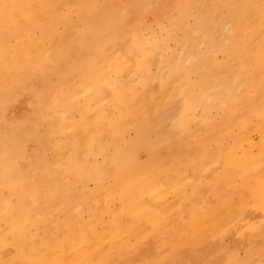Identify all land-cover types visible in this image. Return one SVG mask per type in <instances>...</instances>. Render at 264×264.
Returning <instances> with one entry per match:
<instances>
[{
  "label": "bare ground",
  "instance_id": "obj_1",
  "mask_svg": "<svg viewBox=\"0 0 264 264\" xmlns=\"http://www.w3.org/2000/svg\"><path fill=\"white\" fill-rule=\"evenodd\" d=\"M49 1L51 5L37 0H0V104H6L1 100V96L9 85L27 86L30 93L38 94L35 87L36 79L44 76L48 80L56 102L55 106L65 111L63 124L70 126L75 134L70 140L76 150L61 152L56 165L65 167L67 173L76 176L96 175L95 178L102 184L101 187L105 186L108 189L105 193L101 192V197L105 196L108 199L118 194L121 198L123 215H112L115 230L111 240L113 244L115 243L117 248H121L120 245L118 247V243L133 246L135 254L140 249L148 250L150 247L159 251L169 249L171 263L178 264L180 262L177 260L178 253L184 246L192 245L193 251H211L218 254V246H210L207 235L215 238L213 244H225L219 233L220 230L227 228L222 219L223 216H227L242 220L240 227L233 226L235 230L232 237L235 239L240 237L241 244L247 246V249L245 256L239 258L235 248H240L241 245L226 244V257L224 256L226 259L217 260V264H263L258 257L264 255V93L260 95L259 102L251 106V101L238 99L233 94L226 93L224 88L218 90V85L216 91L210 95L209 103L203 94L195 96V91L189 89L191 97L186 100L188 108L193 104H205V120L211 126L209 130L212 134L211 140L216 143L234 138V141L223 149L228 158L217 159L211 164L215 169L228 174L224 173L226 176L223 180L220 176L214 177L207 181L208 185H202L198 173L202 169L201 166L195 164L192 167L197 182L190 195L186 192L181 193L187 197V205L179 203V208L173 209L175 211L173 216L183 212L185 207L186 210L191 207L194 214L188 223L186 222V227L181 222L177 229L169 230L168 227L173 225V219L169 220L170 203L166 200V194L171 192L175 183L179 184L184 180L186 160L173 152H167L170 151L168 144L174 133L171 131L166 137L158 130L157 124L152 122L151 116L156 112L151 109V104L159 98L164 100L167 92H178L184 98L188 93L185 83L180 85V82H176L167 91L165 89L168 82H163L158 77L162 89L154 90L149 85L147 76V66L152 54L144 48L145 42L133 36L131 31L124 33L127 39L123 42L110 46L102 44L104 41L101 39V46L93 47L91 54L78 53L79 45L86 47L84 39L92 45L97 34L100 31L103 33L109 25L101 21L96 34L90 39L85 37L87 29L83 30V35L78 33L76 36L74 32L72 33L71 27L59 32L57 31L59 19L56 18L57 3H63V6L75 3L80 10H83L82 7L86 3L83 0ZM183 8L180 4L179 11L182 12ZM87 11L89 12V8ZM88 12L82 14L83 19L88 18ZM5 29L8 30V34H5ZM259 48L262 50L261 46ZM261 50L257 48L251 59L257 61L264 58ZM112 73L117 76L111 78ZM263 73V70H259L254 79L242 83L246 87H248L246 83L257 86L262 84L264 87ZM81 100L84 102L81 103ZM229 102L237 105L229 108ZM242 107L246 113L241 114ZM250 107L253 110L247 112ZM193 108L194 106L191 109ZM213 108L220 109L226 116L221 123L225 126L224 129L222 127V132H219L215 118L210 115ZM78 109H81V116L79 120H75L73 113ZM108 109L117 112V115H110ZM14 115L15 119L21 118V111L15 112ZM253 122L258 124L257 130L262 131L261 141L250 148L237 143L233 129L235 124L247 131ZM192 128L190 126L185 130ZM128 130H133L134 135L129 136ZM188 132L197 135L196 131ZM79 134L83 135L86 141L83 149L89 154L101 151L105 157L102 162L93 165L79 162L76 155L81 147L77 138ZM110 138L111 142L118 141L112 144L114 149L109 156L106 146L111 144ZM141 147H146L150 154L144 163L136 158ZM203 148L208 151V144L204 143ZM6 153L8 150L4 154ZM205 157L209 159L213 156L206 154ZM11 168L14 169L9 159L6 162L2 161L0 216L6 225L4 228L0 227V246L11 244L16 247L15 255L22 256L23 263L36 264L31 250L22 241L19 233L26 234L31 224L46 221L53 210L62 211L66 201L56 194L57 183H53V177L48 175L49 166L34 163L31 167H20L18 170L15 169L16 178L13 177ZM107 178H112L109 187L106 183ZM224 180L229 181V187ZM46 181L50 184L45 185ZM4 188L12 194H17L18 199L13 201L3 197ZM195 194L199 195L200 200L192 196ZM223 195L231 198L232 206ZM81 200L86 211L93 210V205L92 208L87 205L85 198ZM104 204L101 202V210L105 208ZM99 206L97 204V208ZM232 208L238 210V216H232ZM33 216H37L39 220L36 217L32 220ZM58 216L56 242L68 240L70 248L76 252L80 249V244L77 243L78 236L64 231L65 222L69 218L63 216L61 212ZM94 218L96 220L95 215L89 216V223L92 226L95 224ZM141 223L146 224L141 228ZM78 233L84 234L82 227ZM132 241H135V244L131 243ZM149 244L151 246L147 248ZM258 247L255 253L254 249ZM77 252L82 253L81 250ZM59 253V250H52L50 254H39V257L42 260L53 257L51 264H66L64 258L67 255L71 259L75 256V253L68 254L63 250L61 254ZM109 256L110 253L106 257ZM146 259L150 264L155 263L147 257ZM137 260L141 262L140 258ZM163 263L156 261V264ZM82 264L93 262L90 259V262ZM209 264H212L211 261Z\"/></svg>",
  "mask_w": 264,
  "mask_h": 264
},
{
  "label": "rangeland",
  "instance_id": "obj_2",
  "mask_svg": "<svg viewBox=\"0 0 264 264\" xmlns=\"http://www.w3.org/2000/svg\"><path fill=\"white\" fill-rule=\"evenodd\" d=\"M83 1L86 3L82 7L83 10H80L75 3H70L67 6L57 3L56 18L59 19L57 31L64 32L66 28L71 27L72 33L74 32L76 36L87 29L85 37L90 39L92 35L96 34V29L101 21L109 26L103 33L100 31L97 34L92 45L84 39L86 47L79 45L78 53L88 52L91 54L93 47L101 46V39L104 41L102 44H110V46L123 42L127 39L124 33L131 31L133 36L145 42L144 48L152 54L151 61L147 66V76L149 85L154 90L162 89L161 83L158 82L159 78L163 82H168L165 89L167 91L176 82H180V85L185 83L186 92H188L186 96L183 98V95L178 92L165 93L164 100L159 98L151 104V109L156 112L151 117L152 122L157 124L158 130L166 137H168L167 133L171 131L174 133L168 144L170 151L167 152H173L176 156H182L184 161L186 160L184 180L179 184L175 183L171 192L166 194V200L170 203L168 214L171 213V216L169 220L173 219V225L168 227L169 230L177 229L181 222L186 227L194 214L192 208L186 210L185 207V210L176 216H173L175 212L173 209H178L179 203H182L183 206L187 205V197L181 193L186 192L190 195L197 182L192 167L195 164L201 166L202 169L198 173L202 185H208L207 181L214 177L219 178L220 176L223 180L226 172L215 169L211 164L217 159L228 158L223 149L225 150L234 141V138H228L214 143L210 137L212 136L209 131L211 126L205 120V104H193L194 108L191 109L192 107L188 108L186 100L188 101L191 97L190 90H194L195 96L203 94L209 103L210 95L216 91V85H218V90L224 88L226 93L233 94L238 99L251 101V106L259 102L260 95L264 93L262 84L257 86V84L246 83L248 86L246 87L242 82L254 79L259 70L264 72V58L257 61L251 59L257 48L261 50L259 46L264 50V0ZM37 2L51 5L49 0H37ZM54 3H52V7ZM115 3L116 5H114ZM180 4L184 7L182 12L179 11ZM87 8H89V12ZM84 12L89 13L86 20L82 17ZM88 26L90 28H87ZM5 34H8L7 29H5ZM80 43L83 44L81 41ZM80 50L81 52H79ZM262 50L261 52L264 53ZM116 76L115 73H112L111 78ZM263 77L264 73L262 80ZM35 87L38 94L30 93L27 86L9 85V88L1 96V100L6 104H0V167L2 161L6 162L9 159V163L14 167V169L11 168L12 175L16 178L15 169L18 170L20 167H31L34 163L49 166L48 175L53 177V183H57L55 184L56 194L66 201L62 211L53 210L45 219L46 221L41 220L36 224H31L26 234L19 233L22 241L31 250L34 263L51 264L53 257L42 260L39 254H50L52 250H59V254H61L63 250L68 254L75 253L73 259L69 255L64 258L66 264H82L90 262V259L93 264H150L146 257L155 262L153 264H156V261L172 264L169 249L159 251L150 247L151 244H149L148 250L140 249L135 254L133 246L118 243V247L120 245L121 248H117V245L113 244L111 240L115 230H113L112 215H123L121 198L118 194H114L108 199L105 196L101 197V192L105 193L108 189L105 186L101 187L102 184L96 180V175L94 177L76 176L67 173L65 167L56 165L61 152L76 150L70 140L75 134L70 126H64L65 111L55 106L56 102L50 91L48 80L44 76H39L35 81ZM259 88L261 89L260 94ZM82 102L84 101L81 100ZM236 105L228 103L229 108ZM108 110L110 115H117V112ZM250 110L253 109L250 107L247 112ZM17 111H21V118L15 119L14 113ZM243 113H246L244 108L241 114ZM73 115L75 120H79L81 109L76 110ZM210 115L215 118L219 132H222L225 126L221 123L226 119L224 113L220 109L213 108ZM235 120L236 118H234ZM190 126L193 128L185 130ZM256 126L258 124L253 122L250 128L245 131V128L235 124L233 127L235 141L249 148L251 145H257L261 141L262 131L257 130ZM188 131H196L197 135ZM128 134L133 136L134 131L130 130ZM77 138L81 147L79 151L77 150L76 155L81 164L93 165L104 160L105 157L101 151L89 154L87 150L83 149L86 142L83 135L79 134ZM109 142L111 144H107L106 150L110 156L114 149L112 144L115 142H111V138ZM204 143L208 144V151L203 148ZM7 150L8 153L4 154ZM206 154L213 157L206 159ZM149 156L146 147H141L136 158L139 162L144 163ZM224 181L229 187V181ZM109 182L112 183V178L106 179L108 187ZM47 184L50 183L46 181L45 185ZM2 195L9 200L16 201L18 199V195L10 193L7 188H4ZM192 196L200 200L198 194ZM83 198L91 208L93 205L92 211H86L83 208L81 204ZM223 198L232 206L230 197L223 195ZM101 202L105 203L103 210H101ZM97 204L100 205L98 208ZM234 209L232 208V216H238V207L236 210ZM60 212L69 218L65 222L64 231L78 236L77 243L80 244V249H77L76 252L70 248L68 240L62 239L56 242L57 219ZM90 215L96 216V220L93 219L94 226L89 223ZM35 217L37 218V216H33L31 219L33 220ZM222 219L227 228L220 230L219 236L225 241V244H213L215 238L207 235L208 241L211 243L210 246H218V254L211 251H193L192 245L191 247L184 246L178 253L177 260L180 261L178 264H209L210 261L212 264H217V260L226 259V244L233 246L240 244V248H235L238 257L245 256L247 246L241 244L240 237L236 239L232 237L233 230L240 227L242 220L227 216H223ZM145 224L141 223L140 227H144ZM5 225L6 222L0 216V227L4 228ZM80 227L83 228L84 234L78 233ZM95 237L102 238V240L97 241ZM131 243L135 244V241ZM54 247L58 249H53ZM258 249L259 247L254 249L255 253ZM78 250H81L82 253H78ZM16 251V247L11 244L1 245L0 264H25L22 262L21 255H15ZM109 253L110 256L107 258ZM138 258L141 259V262L137 260ZM173 260L177 263L175 258ZM258 260L264 264V255H260Z\"/></svg>",
  "mask_w": 264,
  "mask_h": 264
}]
</instances>
